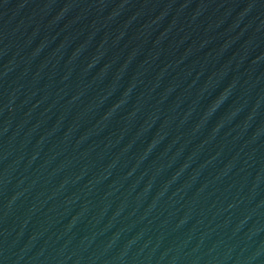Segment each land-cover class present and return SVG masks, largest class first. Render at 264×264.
I'll use <instances>...</instances> for the list:
<instances>
[{"label":"water","instance_id":"1","mask_svg":"<svg viewBox=\"0 0 264 264\" xmlns=\"http://www.w3.org/2000/svg\"><path fill=\"white\" fill-rule=\"evenodd\" d=\"M0 264H264V0H0Z\"/></svg>","mask_w":264,"mask_h":264}]
</instances>
